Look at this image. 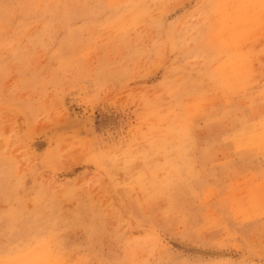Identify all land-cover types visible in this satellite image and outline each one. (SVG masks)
Wrapping results in <instances>:
<instances>
[{
	"label": "rangeland",
	"instance_id": "1",
	"mask_svg": "<svg viewBox=\"0 0 264 264\" xmlns=\"http://www.w3.org/2000/svg\"><path fill=\"white\" fill-rule=\"evenodd\" d=\"M255 7L0 0V264H264Z\"/></svg>",
	"mask_w": 264,
	"mask_h": 264
},
{
	"label": "bare ground",
	"instance_id": "2",
	"mask_svg": "<svg viewBox=\"0 0 264 264\" xmlns=\"http://www.w3.org/2000/svg\"><path fill=\"white\" fill-rule=\"evenodd\" d=\"M256 8V11H255V15H256V17H258L259 18V21H260V23H261V26L262 27H264V11L263 10H261L259 7H255ZM249 12H251V10H249ZM248 12V15L250 14ZM253 13V12H252ZM240 17V16H239ZM239 20V19H238ZM241 23V22H240ZM228 26V25H227ZM245 27V26H244ZM235 28V27H234ZM233 28V29H234ZM237 29V28H236ZM260 29V28H259ZM246 32V31H245ZM257 32V31H256ZM224 33H226V31L224 32ZM245 35V34H244ZM252 35V34H251ZM253 35H256V34H253ZM251 37V36H250ZM241 50V49H240ZM248 58V57H247ZM246 58V59H247ZM244 61V60H243ZM244 63V62H243ZM237 65V64H236ZM243 65V64H242ZM245 68V67H244ZM247 68H249L248 66H247ZM251 72H252V70H251ZM249 73V72H248ZM244 75V74H243ZM234 86V85H233ZM243 142V141H242ZM245 142V141H244ZM248 144V143H247ZM257 146V145H256ZM256 148V147H255ZM254 149V148H253ZM44 246V245H43ZM49 264V263H48Z\"/></svg>",
	"mask_w": 264,
	"mask_h": 264
}]
</instances>
